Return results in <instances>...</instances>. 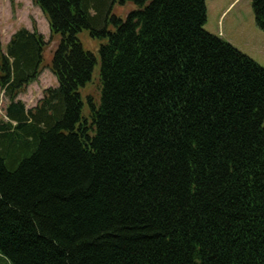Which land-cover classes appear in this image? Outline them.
Here are the masks:
<instances>
[{"label": "trees", "instance_id": "obj_1", "mask_svg": "<svg viewBox=\"0 0 264 264\" xmlns=\"http://www.w3.org/2000/svg\"><path fill=\"white\" fill-rule=\"evenodd\" d=\"M205 1L31 0L49 41L0 40L5 264H264V68L204 30ZM51 41L57 86L27 109Z\"/></svg>", "mask_w": 264, "mask_h": 264}, {"label": "rangeland", "instance_id": "obj_2", "mask_svg": "<svg viewBox=\"0 0 264 264\" xmlns=\"http://www.w3.org/2000/svg\"><path fill=\"white\" fill-rule=\"evenodd\" d=\"M206 23L204 30L213 36L228 42L242 54L248 56L259 66L264 68V32L255 22L251 0H206ZM129 5L125 7L115 6L113 14L121 16L122 19L130 10ZM33 26L44 36L46 42L50 39L48 22L39 8L35 7L31 0H0V40L3 47L6 46L10 37L19 29L25 28L32 31ZM89 31L82 30L78 39L86 52L98 57L99 42L89 36ZM57 41H51L44 53V64L41 68L37 81L31 84L23 94L18 97L27 109L36 106L42 98L43 91L55 88L57 81L51 73L49 64ZM99 65L94 68L91 85L87 93L97 96L98 93ZM8 101L0 92V120L5 119L4 109ZM0 264L5 262L0 259Z\"/></svg>", "mask_w": 264, "mask_h": 264}, {"label": "crops", "instance_id": "obj_3", "mask_svg": "<svg viewBox=\"0 0 264 264\" xmlns=\"http://www.w3.org/2000/svg\"><path fill=\"white\" fill-rule=\"evenodd\" d=\"M2 43V42H1ZM3 45V44H2Z\"/></svg>", "mask_w": 264, "mask_h": 264}]
</instances>
